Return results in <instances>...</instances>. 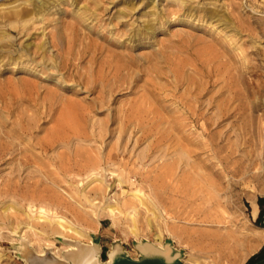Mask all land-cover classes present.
I'll use <instances>...</instances> for the list:
<instances>
[{
  "label": "rangeland",
  "instance_id": "obj_1",
  "mask_svg": "<svg viewBox=\"0 0 264 264\" xmlns=\"http://www.w3.org/2000/svg\"><path fill=\"white\" fill-rule=\"evenodd\" d=\"M63 112L64 135L42 150ZM4 144L0 188L20 185L0 190V264H26L22 238L63 250L56 230L99 243L102 261L116 245L138 257L146 239L186 261L179 228L236 236L243 264L264 245V0H0ZM108 204L115 220L90 218Z\"/></svg>",
  "mask_w": 264,
  "mask_h": 264
},
{
  "label": "bare ground",
  "instance_id": "obj_2",
  "mask_svg": "<svg viewBox=\"0 0 264 264\" xmlns=\"http://www.w3.org/2000/svg\"><path fill=\"white\" fill-rule=\"evenodd\" d=\"M43 2V1H42ZM20 13V15H22V12H18V14ZM159 68V67H158ZM127 69V68H126ZM159 71V70H158ZM157 72V71H156ZM180 81V80H179ZM189 84V83H188ZM207 85V84H206ZM179 86V85H178ZM51 96V95H49ZM157 96V94H156ZM3 97V96H1ZM50 98V97H49ZM46 99V98H45ZM154 99V98H153ZM200 99V98H199ZM193 100V99H192ZM180 101V99H179ZM203 103V102H202ZM178 104V103H177ZM153 107V106H152ZM185 108V107H184ZM69 110V109H68ZM67 110V111H68ZM70 112V111H69ZM149 112V111H148ZM193 112V111H192ZM204 112V111H203ZM152 113V112H151ZM131 114V113H130ZM133 114V113H132ZM131 114V115H132ZM150 114V113H149ZM177 114V113H176ZM194 114V113H192ZM192 114H190V116L192 117ZM63 117L60 121L57 122V126L55 127L56 129H53L51 131V134L46 137L44 140L41 139L40 141H38L39 146L42 150H47L49 147H51L54 142H59L61 139V136L64 135L63 134V126H64V120L65 119V113L63 112ZM67 115V114H66ZM71 115V114H70ZM68 116V115H67ZM150 116V115H149ZM127 117V116H126ZM197 117V116H196ZM68 119V118H67ZM71 119V118H70ZM208 119V118H207ZM132 120V119H131ZM140 120V119H139ZM129 121V120H127ZM143 121V120H142ZM196 121V119H195ZM198 121V120H197ZM6 122V121H5ZM144 122V121H143ZM20 124V123H19ZM31 125V124H30ZM204 126V125H203ZM183 127V126H182ZM22 128V127H21ZM28 129V128H26ZM16 130V129H15ZM24 130L25 128L23 127L22 129H20V132ZM19 131V130H18ZM177 131V130H176ZM184 132V131H183ZM16 133V132H15ZM145 133V132H144ZM7 134V133H6ZM18 137V136H17ZM142 137V136H141ZM140 137V138H141ZM139 138V137H138ZM137 138V139H138ZM192 140V139H191ZM194 142V141H193ZM189 144V143H188ZM215 144V143H214ZM30 145V144H29ZM32 145V144H31ZM167 145V144H166ZM195 146V145H194ZM15 147V146H14ZM27 147V146H26ZM30 147V146H28ZM184 147V145H183ZM193 147V146H192ZM19 148V147H18ZM186 148V147H185ZM10 147L7 144H4L3 146L0 147V155H4L7 152H9ZM30 148H24L23 149V154H22V159L21 161L23 162V164H25V166H29L32 164V162H34L35 160V156L34 154H27V152H29ZM163 150V149H162ZM167 150V149H166ZM195 151V150H194ZM166 152V151H165ZM164 152V153H165ZM188 152V151H187ZM192 152V151H191ZM22 153V152H21ZM31 153V152H30ZM194 154V153H193ZM154 158V156H152ZM198 159V158H197ZM200 159V158H199ZM190 160V159H189ZM204 162V161H203ZM97 163V159L96 158H89L86 160V164L84 166L85 167H94ZM76 166V165H75ZM181 166V165H180ZM189 166V165H188ZM80 167V166H79ZM175 167V166H174ZM187 167V166H186ZM83 168V167H81ZM180 169V168H179ZM188 171V170H187ZM224 171V170H223ZM168 172V171H167ZM189 172V171H188ZM19 173V172H18ZM186 173V172H185ZM218 175L217 177L222 178V175H220V171L216 172ZM179 174V173H178ZM212 174V173H211ZM18 176V174H15ZM21 175V174H20ZM177 175V174H176ZM28 177L25 178L24 183H23V187H26L27 190L24 192L26 197H29L30 193L31 195H33L34 191L30 190L28 188H30L31 186H33L34 181H30L29 179L31 178L29 175H27ZM175 176V175H174ZM19 177V176H18ZM166 177V176H165ZM167 178V177H166ZM220 178V179H221ZM147 179V178H146ZM172 179V178H171ZM179 179V178H178ZM219 179V178H218ZM148 180V179H147ZM180 180V179H179ZM182 180V179H181ZM189 180V179H188ZM229 180V179H228ZM121 181V180H120ZM153 182V181H151ZM155 182V181H154ZM183 182V181H182ZM181 182V183H182ZM220 182V181H219ZM219 182L217 187L219 186ZM236 184V183H235ZM20 184L19 182H17V180H15L14 177L12 178H8L7 182L3 183V187L0 188V190H3V192H10V189L14 186V187H18ZM172 185V184H171ZM12 186V187H11ZM177 186V185H176ZM182 186V184H181ZM174 187V186H173ZM179 187V186H178ZM176 187V189L178 188ZM108 187H105V192L108 190ZM185 188V187H184ZM16 189V188H15ZM107 189V190H106ZM219 189V187L217 188ZM25 190V189H24ZM179 190V189H177ZM16 191V190H15ZM180 191V190H179ZM182 191V188H181ZM223 191V190H222ZM1 192V191H0ZM4 192V193H5ZM104 192V196L103 199L107 200L106 193ZM183 192V191H182ZM7 194V193H6ZM178 194V193H177ZM194 194V193H193ZM223 194V193H222ZM87 195V194H86ZM186 195V194H185ZM191 195V194H190ZM23 197V195H21ZM88 196V195H87ZM204 196V195H203ZM102 197V196H101ZM161 197V196H159ZM164 197V196H162ZM161 197V198H162ZM179 197V196H178ZM177 197V198H178ZM181 199L183 198V196H180ZM193 197V196H191ZM197 197V196H196ZM202 197V196H201ZM200 197V198H201ZM221 197V196H220ZM96 198V197H95ZM184 198L187 199L186 196H184ZM183 198V199H184ZM195 198V197H193ZM199 198V197H198ZM91 200V197L89 198ZM164 199V198H163ZM190 199V197H189ZM202 199V198H201ZM200 199V200H201ZM29 200V199H28ZM101 200V198H100ZM166 200V199H165ZM179 200V199H178ZM185 200V199H184ZM192 200V199H191ZM203 201H212V203L214 202L215 204H219L220 200L218 199V195H216V193H209L208 196L203 197L202 199ZM92 201V200H91ZM188 201V200H187ZM194 201V200H193ZM180 202V200H179ZM182 202L184 203V201L182 200ZM189 202V201H188ZM195 202V201H194ZM201 202V201H200ZM176 203V202H175ZM190 203V202H189ZM172 204V203H171ZM193 205V204H192ZM175 206V204H174ZM193 207V206H192ZM195 207V206H194ZM199 207V206H198ZM102 210H98L96 212H94V216L90 217L93 219H98L100 218L101 215L104 216H108L110 217L112 220H115L116 217V212L117 210H115V208L111 205H103V207H101ZM164 209V208H163ZM162 209V210H163ZM187 209V208H186ZM161 210V211H162ZM166 212V209H164ZM173 210V209H172ZM192 210V209H191ZM196 214H198L199 216H202L203 219H207V214L210 213L209 208H196L194 210ZM254 212H257V207L255 206L254 208ZM118 213V212H117ZM183 214V213H182ZM92 216V215H91ZM118 216V215H117ZM179 216V215H178ZM201 218V219H202ZM35 220V219H34ZM93 221V220H92ZM96 221V220H95ZM61 222V221H58ZM100 223V222H99ZM137 225V224H136ZM58 226V225H57ZM59 227V226H58ZM60 228V227H59ZM66 228V227H65ZM67 229V228H66ZM68 231V230H67ZM72 231V230H71ZM74 231L77 232V234L79 233L78 228H74ZM173 231V235L169 234V236L172 238L173 240V236L174 237H178V241L179 242H184L186 243L188 246L191 247V250H193L192 252H190L188 254V257L186 258V262L188 264H222V262H224L225 260H230L231 259V264H240V259L243 258L244 256L239 254V247L241 246L239 243V239L236 238V236L231 237L229 234H220V233H215V232H211V233H197V232H192V231H186L183 230L182 228L178 229V230H172ZM91 233V232H90ZM171 233V232H170ZM55 234H58V236L62 239H72L64 235V232L61 230H56ZM134 234L137 235V231L134 229ZM74 241H80L79 239H72ZM81 242V241H80ZM66 245V247L59 251V250H52L50 244L44 246L42 249L36 250L35 247L28 242V245L32 246V248L34 249V251L36 253H38L39 255H43L45 252V249H50L55 256L61 258V259H66V257L63 255L64 252H69V258L66 259L69 261L70 264H113L117 261L118 259V253L120 252L119 246H113L109 252H108V258L106 260H104L103 262H100L99 259L97 258L98 256V246H96L94 244V242H89L88 245H91L90 247H86L83 249H81L82 247H79V245H77V243L73 242V243H66L64 242ZM155 245L151 242H149L147 239L146 240H138L137 243V248L139 249L140 253L144 254V255H159L160 257H163V259L166 262L172 261L177 259L178 257L181 256L182 254V250L185 248L178 246L176 248H173L170 246V244L166 243H160ZM158 253V254H157ZM244 259V258H243ZM240 260V261H239Z\"/></svg>",
  "mask_w": 264,
  "mask_h": 264
},
{
  "label": "water",
  "instance_id": "obj_3",
  "mask_svg": "<svg viewBox=\"0 0 264 264\" xmlns=\"http://www.w3.org/2000/svg\"><path fill=\"white\" fill-rule=\"evenodd\" d=\"M66 243H77L79 247H82L81 249L84 250L86 247H90L91 245H88V243L80 242V241H74L72 239H62ZM96 246H98V256L100 262H103L100 258V253L102 251L101 246L99 243L94 242ZM19 255L22 257L26 264H70L68 260L69 258V252H64L63 255L66 257V259H61L54 255V253L50 249H45V252L43 255H39L34 251L32 246L28 245V241L24 238H22L21 243L19 245ZM101 264V263H100ZM114 264V263H113Z\"/></svg>",
  "mask_w": 264,
  "mask_h": 264
},
{
  "label": "crops",
  "instance_id": "obj_4",
  "mask_svg": "<svg viewBox=\"0 0 264 264\" xmlns=\"http://www.w3.org/2000/svg\"><path fill=\"white\" fill-rule=\"evenodd\" d=\"M245 262L246 261H244L243 264H245ZM114 264H188V263L181 256L175 260L166 262L163 259V257H160L159 255H150L149 256V255H144V254L139 252L138 257H127V254L122 255V251H120L118 253V259Z\"/></svg>",
  "mask_w": 264,
  "mask_h": 264
},
{
  "label": "trees",
  "instance_id": "obj_5",
  "mask_svg": "<svg viewBox=\"0 0 264 264\" xmlns=\"http://www.w3.org/2000/svg\"><path fill=\"white\" fill-rule=\"evenodd\" d=\"M257 205L259 207L256 218V223L264 225V196L257 198ZM245 264H264V245L260 249L252 254L245 262Z\"/></svg>",
  "mask_w": 264,
  "mask_h": 264
}]
</instances>
